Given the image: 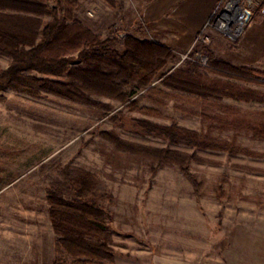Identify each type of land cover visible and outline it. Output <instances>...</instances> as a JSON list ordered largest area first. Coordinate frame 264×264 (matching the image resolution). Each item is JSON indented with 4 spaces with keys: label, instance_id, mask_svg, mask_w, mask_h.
Instances as JSON below:
<instances>
[{
    "label": "rangeland",
    "instance_id": "obj_1",
    "mask_svg": "<svg viewBox=\"0 0 264 264\" xmlns=\"http://www.w3.org/2000/svg\"><path fill=\"white\" fill-rule=\"evenodd\" d=\"M79 1L76 22L103 40L117 36L118 50L127 36L154 41L138 13L145 0H117L116 7L106 0ZM246 3L251 18L263 0ZM52 5L63 13L66 3ZM243 29L231 37L212 30L204 33L209 41L195 44L196 38L189 51L173 50L148 86L127 87L136 109L103 95H91L97 104L88 105L49 92L0 91V264H54L57 234L48 195L64 188L66 168L99 180L95 200L112 216V264H264V139L248 129L264 123V102L200 96L164 83L176 69H194L200 56L259 70L264 82V53L244 42ZM10 62L0 52V73ZM198 71L208 82L229 80ZM236 82L264 92V84ZM140 122L210 135L256 153L172 143L144 132ZM112 135L197 156L188 167L199 189L179 164L160 165L117 148Z\"/></svg>",
    "mask_w": 264,
    "mask_h": 264
},
{
    "label": "trees",
    "instance_id": "obj_2",
    "mask_svg": "<svg viewBox=\"0 0 264 264\" xmlns=\"http://www.w3.org/2000/svg\"><path fill=\"white\" fill-rule=\"evenodd\" d=\"M53 1L0 0V52L11 57L8 67L0 73V91L11 88L35 95L49 92L88 105L97 104L91 99L95 94L120 100L132 109L138 108L127 87L148 86L174 55L173 49L131 35L126 37L124 48L118 50L115 48L117 36L103 40L76 22L79 0H65L63 13L52 5ZM106 1L112 7L118 3L117 0ZM72 54L76 56H69ZM201 68L229 80L216 78L208 82L202 79L198 71ZM259 73V70L211 59L207 66L198 62L194 69H176L164 77V83L169 88L200 96L264 102V92L236 82L264 84ZM140 123L144 132L156 133L172 143L256 153L195 131ZM248 129L255 137L264 139L263 122L252 123ZM110 138L117 148L150 157L160 165L179 164L188 178L195 181L188 162L200 159L197 156L130 143L113 135ZM64 183L63 189L54 188L48 195L49 215L57 234L54 264H112L115 250L108 231L112 216L95 200L99 187L97 176L84 169L66 168ZM194 184L198 190L197 181Z\"/></svg>",
    "mask_w": 264,
    "mask_h": 264
},
{
    "label": "crops",
    "instance_id": "obj_3",
    "mask_svg": "<svg viewBox=\"0 0 264 264\" xmlns=\"http://www.w3.org/2000/svg\"><path fill=\"white\" fill-rule=\"evenodd\" d=\"M220 1L145 0L144 3L137 4V8L140 9V22L151 39L177 53H184L193 47L195 39L201 34H212V30H219L214 25L206 26L214 19ZM243 37L252 50L264 53V0L261 8L244 26Z\"/></svg>",
    "mask_w": 264,
    "mask_h": 264
},
{
    "label": "built area",
    "instance_id": "obj_4",
    "mask_svg": "<svg viewBox=\"0 0 264 264\" xmlns=\"http://www.w3.org/2000/svg\"><path fill=\"white\" fill-rule=\"evenodd\" d=\"M246 1L251 3L252 0H221L215 10L214 19L207 24L206 28L214 25L230 37L235 36L250 19L251 11ZM207 41H209V36L203 33L197 37L195 44ZM200 59L202 64H207L206 57L200 56Z\"/></svg>",
    "mask_w": 264,
    "mask_h": 264
}]
</instances>
